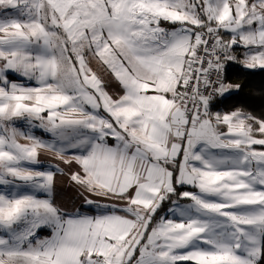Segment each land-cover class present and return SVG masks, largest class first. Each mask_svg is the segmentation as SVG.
Masks as SVG:
<instances>
[{
  "label": "snow or ice",
  "instance_id": "6c2138e0",
  "mask_svg": "<svg viewBox=\"0 0 264 264\" xmlns=\"http://www.w3.org/2000/svg\"><path fill=\"white\" fill-rule=\"evenodd\" d=\"M233 64L264 72V0H0V264H264Z\"/></svg>",
  "mask_w": 264,
  "mask_h": 264
},
{
  "label": "trees",
  "instance_id": "16d2710c",
  "mask_svg": "<svg viewBox=\"0 0 264 264\" xmlns=\"http://www.w3.org/2000/svg\"><path fill=\"white\" fill-rule=\"evenodd\" d=\"M229 80L243 87L226 101V108L238 106L256 113L264 111V72L246 70L239 64H233Z\"/></svg>",
  "mask_w": 264,
  "mask_h": 264
},
{
  "label": "crops",
  "instance_id": "0c3cea01",
  "mask_svg": "<svg viewBox=\"0 0 264 264\" xmlns=\"http://www.w3.org/2000/svg\"><path fill=\"white\" fill-rule=\"evenodd\" d=\"M36 134L41 135L40 132H37ZM49 155L50 154L42 153L41 159L44 160L45 163L51 162L47 160ZM57 199L60 203L68 206H71L73 203L79 206V203L81 202L76 187L69 181L67 175H58ZM42 234L47 235L48 233L44 232Z\"/></svg>",
  "mask_w": 264,
  "mask_h": 264
}]
</instances>
